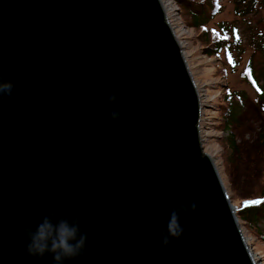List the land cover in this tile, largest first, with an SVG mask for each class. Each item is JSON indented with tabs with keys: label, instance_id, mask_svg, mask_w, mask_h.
<instances>
[{
	"label": "water",
	"instance_id": "water-1",
	"mask_svg": "<svg viewBox=\"0 0 264 264\" xmlns=\"http://www.w3.org/2000/svg\"><path fill=\"white\" fill-rule=\"evenodd\" d=\"M182 52L162 0H0V264H53L25 253L44 216L87 235L65 264H257Z\"/></svg>",
	"mask_w": 264,
	"mask_h": 264
},
{
	"label": "rangeland",
	"instance_id": "rangeland-1",
	"mask_svg": "<svg viewBox=\"0 0 264 264\" xmlns=\"http://www.w3.org/2000/svg\"><path fill=\"white\" fill-rule=\"evenodd\" d=\"M211 1H217L216 7ZM162 2L173 7L170 21L200 98L203 152L212 159L237 214L243 206H255L258 198L264 201V107L251 77L244 74L249 58L256 67L264 64L254 49L264 39V9L259 4L253 13L239 15L234 0H202L212 19L197 29L186 23V13L176 0ZM220 24L237 29L242 55L234 56V66L222 54L207 52L220 39ZM228 100L231 107L237 103L230 119ZM257 215L256 223L236 217L254 260L264 264V221Z\"/></svg>",
	"mask_w": 264,
	"mask_h": 264
},
{
	"label": "clouds",
	"instance_id": "clouds-1",
	"mask_svg": "<svg viewBox=\"0 0 264 264\" xmlns=\"http://www.w3.org/2000/svg\"><path fill=\"white\" fill-rule=\"evenodd\" d=\"M13 84L10 81L0 80V98L11 97ZM108 103H114L115 94H108ZM120 117L118 111L110 113V119L115 121ZM195 203L190 209L195 210ZM183 203L173 209L161 234L163 246H167L170 239H178L184 229L179 221V214L188 211ZM25 253L28 257L42 258L45 254L51 255L53 264H65L73 260L84 250L87 235L81 230L78 218H58L55 221L50 216H44L34 228L25 229Z\"/></svg>",
	"mask_w": 264,
	"mask_h": 264
},
{
	"label": "trees",
	"instance_id": "trees-1",
	"mask_svg": "<svg viewBox=\"0 0 264 264\" xmlns=\"http://www.w3.org/2000/svg\"><path fill=\"white\" fill-rule=\"evenodd\" d=\"M178 4L184 9V12L186 13V23L192 27L197 29H202L208 24V22L212 19V15L208 13V5L202 3V0L196 1V0H176ZM205 3L207 1H204ZM214 3V7L217 5V1H211ZM236 13L239 15L244 14H250L255 11L256 7L261 5V7L264 9V0H234ZM214 12H217L216 10ZM216 14V13H213ZM220 39H216L213 41V43L207 48V52L210 55H216L222 54L223 56L227 57L230 61V65L234 66V56L236 58H239L242 55V50L239 48L240 43L237 38V29L234 27H229L225 24H220ZM255 53L259 54V58H261L262 62L264 63V39L261 40V43H257V46L254 48ZM253 53V56H255ZM245 75H249L251 77V80L256 86L257 89V97L258 99L263 102L262 106L264 107V64L261 66H255L252 63V59L249 58V60L246 63ZM247 77V76H246ZM230 100L227 101V112L226 116L231 118V115L235 112V106H237V103L231 107L229 105ZM230 106V107H229ZM264 110V108H263ZM230 120H227L226 122L229 123ZM229 127V126H227ZM255 206L251 207H244L239 208L238 210V216L242 220H249L253 223H256V221L259 219L258 215L260 213L261 217L260 219L264 221V201L263 198H258V200L254 201ZM253 202V203H254ZM236 214V215H237Z\"/></svg>",
	"mask_w": 264,
	"mask_h": 264
},
{
	"label": "bare ground",
	"instance_id": "bare-ground-1",
	"mask_svg": "<svg viewBox=\"0 0 264 264\" xmlns=\"http://www.w3.org/2000/svg\"><path fill=\"white\" fill-rule=\"evenodd\" d=\"M162 5H163V7H164V10H165V14H166V17H167V19H168V22H169V15H170V13L172 12V9H173V7L170 5V4H166V3H163L162 2ZM169 25H170V22H169ZM170 27H171V29L173 30V32H174V28L170 25ZM175 35H176V38H177V41H178V43H179V45H181V43H180V41H179V36H178V34H176V33H174ZM200 99V98H199ZM245 239V238H244ZM245 241H246V239H245ZM247 243V242H246Z\"/></svg>",
	"mask_w": 264,
	"mask_h": 264
},
{
	"label": "built area",
	"instance_id": "built-area-1",
	"mask_svg": "<svg viewBox=\"0 0 264 264\" xmlns=\"http://www.w3.org/2000/svg\"><path fill=\"white\" fill-rule=\"evenodd\" d=\"M170 18V17H169ZM169 22H170V25L172 26V23H171V21H170V19H169ZM175 33V32H174Z\"/></svg>",
	"mask_w": 264,
	"mask_h": 264
},
{
	"label": "snow or ice",
	"instance_id": "snow-or-ice-1",
	"mask_svg": "<svg viewBox=\"0 0 264 264\" xmlns=\"http://www.w3.org/2000/svg\"><path fill=\"white\" fill-rule=\"evenodd\" d=\"M247 203V202H246Z\"/></svg>",
	"mask_w": 264,
	"mask_h": 264
}]
</instances>
